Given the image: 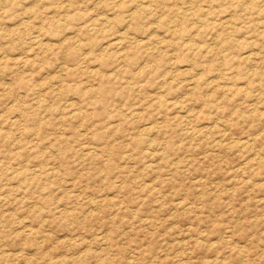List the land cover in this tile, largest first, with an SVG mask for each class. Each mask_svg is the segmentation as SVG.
Returning a JSON list of instances; mask_svg holds the SVG:
<instances>
[{
	"label": "rangeland",
	"instance_id": "obj_1",
	"mask_svg": "<svg viewBox=\"0 0 264 264\" xmlns=\"http://www.w3.org/2000/svg\"><path fill=\"white\" fill-rule=\"evenodd\" d=\"M0 264H264V0H0Z\"/></svg>",
	"mask_w": 264,
	"mask_h": 264
},
{
	"label": "bare ground",
	"instance_id": "obj_2",
	"mask_svg": "<svg viewBox=\"0 0 264 264\" xmlns=\"http://www.w3.org/2000/svg\"><path fill=\"white\" fill-rule=\"evenodd\" d=\"M142 5V4H141ZM147 6V5H146ZM141 7V6H140Z\"/></svg>",
	"mask_w": 264,
	"mask_h": 264
}]
</instances>
